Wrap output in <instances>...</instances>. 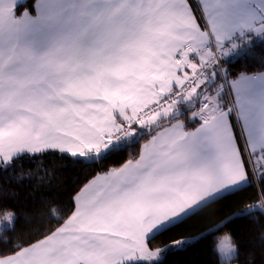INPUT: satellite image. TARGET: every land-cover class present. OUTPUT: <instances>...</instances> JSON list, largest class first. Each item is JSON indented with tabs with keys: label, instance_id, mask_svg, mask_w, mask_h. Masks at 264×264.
<instances>
[{
	"label": "snow or ice",
	"instance_id": "snow-or-ice-1",
	"mask_svg": "<svg viewBox=\"0 0 264 264\" xmlns=\"http://www.w3.org/2000/svg\"><path fill=\"white\" fill-rule=\"evenodd\" d=\"M199 2L203 28L189 0H0V171L48 153L98 164L148 137L80 188L63 223L0 251V264H165L186 240L152 239L256 171L264 178V77L232 80L227 108L209 92L224 42L264 33V0ZM197 101L189 130L179 105ZM0 214L14 227V211ZM220 250L234 251L228 237Z\"/></svg>",
	"mask_w": 264,
	"mask_h": 264
},
{
	"label": "trees",
	"instance_id": "trees-1",
	"mask_svg": "<svg viewBox=\"0 0 264 264\" xmlns=\"http://www.w3.org/2000/svg\"><path fill=\"white\" fill-rule=\"evenodd\" d=\"M32 0H29L31 3ZM194 11L198 14L190 0ZM18 14V13H17ZM198 19L203 23L201 17ZM244 39L240 40V37ZM235 40L237 53H226L220 57L224 78L229 82L242 75L264 73V34L253 33L240 35ZM243 41V42H242ZM242 42V44H240ZM241 45H244L243 47ZM191 71H189L190 73ZM214 82H210L209 92L216 95L226 107L227 92L222 88V77L216 70ZM200 91H204L203 88ZM199 107V102L194 103ZM181 103L179 107L184 106ZM188 108H180L179 118L186 128H193L200 123L198 118L189 119ZM232 123L236 119L232 115ZM166 123H163V125ZM236 135L240 131L235 128ZM148 137H138L130 146L120 153L98 164L84 166L74 163L70 157L56 153L42 156H23L7 171H0V207L14 211V227H10L7 241L0 234V251L11 250L15 245L34 242L42 238L38 234L54 229L63 223L74 211V196L80 188L95 174L112 167H119L131 154H138L142 142ZM257 172L250 175L249 185L242 191L205 207L201 212L191 216L183 223L156 236L151 240L153 245L161 242L170 243L175 239H185L186 244L180 250L167 254L165 264H225L218 251V236L227 234L236 251L233 264H264V209L258 207L264 197V178ZM254 205L251 213L234 215L241 209ZM55 208L53 214L51 209ZM3 215L0 214V220Z\"/></svg>",
	"mask_w": 264,
	"mask_h": 264
},
{
	"label": "rangeland",
	"instance_id": "rangeland-1",
	"mask_svg": "<svg viewBox=\"0 0 264 264\" xmlns=\"http://www.w3.org/2000/svg\"><path fill=\"white\" fill-rule=\"evenodd\" d=\"M194 6L196 7L197 5L195 4ZM196 8H198V6ZM236 37H240V36L238 35ZM236 37H233L231 41L224 42V45H227V43H229V44H235L236 46H238L239 45V42L238 41L235 40L234 42H232ZM241 39H244V36L240 37V40ZM242 42H240V44H242ZM241 46L243 47L244 45H241ZM224 76H225V74H224ZM227 81L228 80L226 79V82ZM222 88H223V86H222ZM223 89L227 92V96H228V106H231V104L234 103V101H233L232 96L230 94V86H228V89L227 90L225 88H223ZM189 105H192V104L185 103L184 106H182V107L180 106L179 108H181V109L182 108H188ZM193 105H194V107H192L191 109H188V113H189L188 114V118L191 119V120L194 119V117L192 116V113L198 111V108H199L195 104H193ZM256 172H257V175H259L258 174L259 171H256ZM10 229L11 228L8 225V223L2 218L0 220V234L2 236L6 237L8 235V233H9ZM225 237H228L229 238V241L231 242L230 237L227 234L219 235L218 236V251L220 253V257L225 262V264H233V259H234L235 251H236L234 245L232 244V246L234 248V251H232V252L224 253V252H222L220 250L221 243H222V241L224 240Z\"/></svg>",
	"mask_w": 264,
	"mask_h": 264
},
{
	"label": "crops",
	"instance_id": "crops-1",
	"mask_svg": "<svg viewBox=\"0 0 264 264\" xmlns=\"http://www.w3.org/2000/svg\"><path fill=\"white\" fill-rule=\"evenodd\" d=\"M192 1V3L195 5H197L198 6V8H196V10H197V12H198V14H199V17H201V19L203 20V23H200L199 22V19H198V14L194 11V9H193V11H194V14L196 15V17H197V20H198V23L201 25V27L203 28V26L205 25V23H206V20L203 18V15H202V7H201V5H200V2H199V0H191ZM189 2H190V0H189ZM190 5H191V7H192V4H191V2H190ZM193 8V7H192ZM250 33H253L252 31H250V30H245L244 32H243V34H241V32H239V31H237V32H235V33H233V35H232V37L230 38V40H228V41H231L232 40V38L233 37H236V36H240V35H244V34H250ZM253 34H255V33H253ZM264 33H261V34H256L257 36L259 35H263ZM226 42V41H225ZM232 45V44H231ZM231 47V46H230ZM229 47V48H230ZM232 48V47H231ZM228 53H230V54H233V53H237V49H232V50H229L228 51ZM234 55V54H233ZM193 62H195V63H197V64H199V59H198V57H193ZM188 71H191V70H188ZM244 76H248V77H264V73H261V74H253V75H244ZM240 78V77H239ZM238 78V79H239ZM230 83V94H231V96H232V99H233V101H235V93L232 91V87H231V82H229ZM227 107H229L228 106V104H227V106L225 107V108H227ZM233 116L235 117V115L233 114ZM196 118H198V117H196ZM180 119V118H179ZM199 119V118H198ZM181 120V119H180ZM182 121V120H181ZM183 122V121H182ZM162 123H166V124H164V126H167V122L165 121V122H162ZM184 123V122H183ZM185 125V124H184ZM199 126V124L198 125H196L195 127H198ZM195 127H193V128H187V129H189V130H191V129H194ZM239 127V126H238ZM239 130H240V128H239ZM144 142H142V144H143ZM141 144V145H142ZM87 183V182H86ZM83 187V186H82ZM81 187V188H82ZM79 192V191H78ZM74 209H75V205H74Z\"/></svg>",
	"mask_w": 264,
	"mask_h": 264
},
{
	"label": "built area",
	"instance_id": "built-area-1",
	"mask_svg": "<svg viewBox=\"0 0 264 264\" xmlns=\"http://www.w3.org/2000/svg\"><path fill=\"white\" fill-rule=\"evenodd\" d=\"M224 47L227 48V45H224ZM221 69H222V71H221ZM216 70L219 72L220 76L222 77V86H223V88H225L227 90L228 86H229V82L228 81L226 82V79L224 78V73H223V68L221 66L220 58H219V67ZM207 72H208V74H210L212 72V69H208ZM189 74H191V72Z\"/></svg>",
	"mask_w": 264,
	"mask_h": 264
},
{
	"label": "water",
	"instance_id": "water-1",
	"mask_svg": "<svg viewBox=\"0 0 264 264\" xmlns=\"http://www.w3.org/2000/svg\"><path fill=\"white\" fill-rule=\"evenodd\" d=\"M212 75V73L210 74V76Z\"/></svg>",
	"mask_w": 264,
	"mask_h": 264
}]
</instances>
